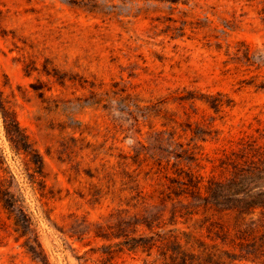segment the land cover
I'll use <instances>...</instances> for the list:
<instances>
[{"label": "rangeland", "instance_id": "rangeland-1", "mask_svg": "<svg viewBox=\"0 0 264 264\" xmlns=\"http://www.w3.org/2000/svg\"><path fill=\"white\" fill-rule=\"evenodd\" d=\"M245 44L264 63V0H0V96L42 153L46 186L30 182L28 159L12 148L1 111L0 148L40 223L49 264H80L78 253L101 243L90 237L91 246H82L62 230L77 216L102 221L126 206V171L149 192L159 187L163 172L153 158L144 152L133 160L156 131L175 129L179 140L200 145L207 178L220 173L224 149L259 134L264 65L235 61ZM188 90L223 91L235 104L217 112L202 100H182ZM196 128L206 133L192 139ZM211 214L229 228V242L237 213ZM255 217L264 224L261 209ZM203 223L183 226L215 246ZM21 243L0 228V264H45ZM221 256L214 264H264V256ZM127 263L144 264L131 256Z\"/></svg>", "mask_w": 264, "mask_h": 264}, {"label": "trees", "instance_id": "trees-1", "mask_svg": "<svg viewBox=\"0 0 264 264\" xmlns=\"http://www.w3.org/2000/svg\"><path fill=\"white\" fill-rule=\"evenodd\" d=\"M262 56L258 49L245 44L238 49L235 61L240 65L257 64V68H261L264 65ZM258 86L264 88V81ZM187 92L181 95L182 100H202L217 112L235 104L234 99L223 91L202 96L193 90ZM0 111L12 148L17 154L26 155L30 182L40 184L41 190L46 186L42 153L2 96ZM170 120L176 121L173 117ZM193 131L192 139L206 133L197 128ZM258 132L257 136L242 137L238 147L229 151L224 149L216 165L220 173L207 178L200 171L204 168L199 162L200 145L179 140L175 129L156 131L152 146L142 144L136 149L133 160L137 163L144 152L153 158V163L163 172L161 178L164 180L159 187L149 192L138 178L126 171L124 177L130 183L127 188L130 198L126 206L121 203L102 221H92L87 215L77 216L68 230L61 229L82 246H91L90 237L101 241L98 246L78 253L80 264H129L128 256L140 259L144 264H214L221 262L222 254L231 261L264 256V224L260 223L262 218L255 217L258 209L264 213V128H258ZM212 211L237 213L235 236L229 242L226 236L229 228L213 219ZM45 217L51 220L50 214ZM191 220L203 221L202 228L206 224L210 234L214 235L211 239L218 240L215 246L214 242L202 239L193 229L183 226ZM0 228L10 230L18 241L22 240L21 245L33 259L50 263L42 242L40 223L2 148ZM227 244L229 248H225ZM71 248L77 249L73 243ZM93 254L98 255L95 257Z\"/></svg>", "mask_w": 264, "mask_h": 264}]
</instances>
